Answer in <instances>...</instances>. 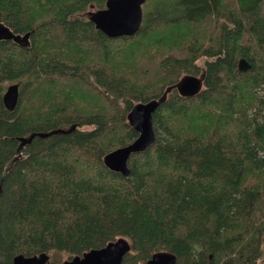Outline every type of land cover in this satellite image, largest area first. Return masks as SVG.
<instances>
[{"label":"trees","instance_id":"1","mask_svg":"<svg viewBox=\"0 0 264 264\" xmlns=\"http://www.w3.org/2000/svg\"><path fill=\"white\" fill-rule=\"evenodd\" d=\"M105 2L0 0V19L31 31L27 45L0 40V264L122 236L125 264L160 250L181 264H264V0H174L119 37L89 18ZM203 71L201 92L173 89L154 113L156 141L132 154L128 176L105 165L138 136L135 103Z\"/></svg>","mask_w":264,"mask_h":264},{"label":"water","instance_id":"2","mask_svg":"<svg viewBox=\"0 0 264 264\" xmlns=\"http://www.w3.org/2000/svg\"><path fill=\"white\" fill-rule=\"evenodd\" d=\"M146 0H106L105 6L99 9H91L88 15L98 29H101L109 37L134 35L143 21V4ZM31 31L25 33L15 32L9 25L0 19V40H13L19 44H29ZM239 65L245 69L249 62L242 57ZM205 71L199 75L192 73L183 74L179 80L168 85L163 93L147 101L135 103L127 113V119L138 136L126 145L117 147L107 152L103 161L113 171L128 176L130 174L129 159L132 154L143 152L156 141V131L153 115L159 107L168 100V95L173 89L186 97L194 96L201 92L204 84ZM20 83L12 82L6 86L3 93V101L9 110H14L20 98ZM76 123L70 127H57L49 131L32 132L26 136H20L19 148L30 143L35 136L47 137L56 133H69L75 130ZM2 193V181L0 183V195ZM131 249L130 241L125 237L109 241L105 246L92 248L82 255H74L57 264H125L124 257ZM13 264H53L50 254L41 252L34 255L18 253L13 257ZM145 264H181L177 255L169 250L154 252Z\"/></svg>","mask_w":264,"mask_h":264},{"label":"rangeland","instance_id":"3","mask_svg":"<svg viewBox=\"0 0 264 264\" xmlns=\"http://www.w3.org/2000/svg\"><path fill=\"white\" fill-rule=\"evenodd\" d=\"M174 0H146L143 4V12L147 9H154V8H165L168 4L172 5ZM204 61V57H200L198 59V63L202 64ZM67 253L64 251H53L52 254L50 253L51 260H58L59 262L63 261L64 259H68Z\"/></svg>","mask_w":264,"mask_h":264}]
</instances>
